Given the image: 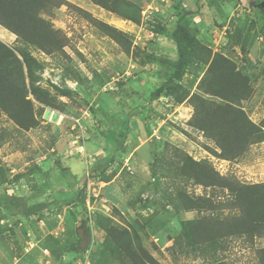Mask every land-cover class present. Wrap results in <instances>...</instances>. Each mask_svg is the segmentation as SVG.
I'll use <instances>...</instances> for the list:
<instances>
[{"label":"rangeland","instance_id":"374dc122","mask_svg":"<svg viewBox=\"0 0 264 264\" xmlns=\"http://www.w3.org/2000/svg\"><path fill=\"white\" fill-rule=\"evenodd\" d=\"M64 1L42 16L53 53L0 26L41 66L29 127L0 110V199L46 204L0 206V264H264V3ZM183 12L196 43L151 100Z\"/></svg>","mask_w":264,"mask_h":264},{"label":"trees","instance_id":"16d2710c","mask_svg":"<svg viewBox=\"0 0 264 264\" xmlns=\"http://www.w3.org/2000/svg\"><path fill=\"white\" fill-rule=\"evenodd\" d=\"M91 1L114 12L109 2ZM208 1L214 3L215 0ZM260 2L264 3V0H253L251 4L258 8ZM62 5L69 6L64 0H0V26L37 49L53 53L61 47L62 38L42 16L50 14L53 9ZM191 16L193 13L183 12L175 24L170 38L175 45L176 61L172 65L168 78L151 93V100L180 87L179 81L187 66L188 52L196 43L195 33L189 27ZM34 69L40 70V64L26 53L18 56L0 41V110L23 128L29 127L31 121V117L25 115V109L31 115V102L28 97L39 94V89L33 86L31 73ZM5 202L13 213L18 211L22 215H36L46 208V204L21 207L18 205L19 201L13 196H2L0 206H5ZM53 203L55 207L60 208L66 204V200Z\"/></svg>","mask_w":264,"mask_h":264},{"label":"water","instance_id":"95a60500","mask_svg":"<svg viewBox=\"0 0 264 264\" xmlns=\"http://www.w3.org/2000/svg\"><path fill=\"white\" fill-rule=\"evenodd\" d=\"M76 226L78 228V235H79V238L81 240L80 248L82 250H85L91 241L90 233L86 227L81 226V218L80 217H77Z\"/></svg>","mask_w":264,"mask_h":264}]
</instances>
